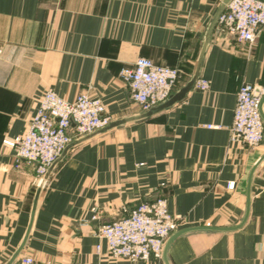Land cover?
<instances>
[{
  "label": "crops",
  "instance_id": "crops-1",
  "mask_svg": "<svg viewBox=\"0 0 264 264\" xmlns=\"http://www.w3.org/2000/svg\"><path fill=\"white\" fill-rule=\"evenodd\" d=\"M221 1L0 0V262L31 222L20 256L37 263L156 264L112 258L98 238L140 201L165 200L179 231L240 225L264 142H232L229 128L240 85L264 87V31L248 46L215 25L198 74L208 89L194 85L167 109L73 145L34 210L35 167L16 160L13 146L47 90L67 102L99 99L111 123L141 115L119 77L138 58L177 69L176 93L194 74ZM249 195L240 228L181 234L167 248L168 264H264V160Z\"/></svg>",
  "mask_w": 264,
  "mask_h": 264
},
{
  "label": "built area",
  "instance_id": "built-area-1",
  "mask_svg": "<svg viewBox=\"0 0 264 264\" xmlns=\"http://www.w3.org/2000/svg\"><path fill=\"white\" fill-rule=\"evenodd\" d=\"M216 27L237 42L252 46L264 31V0H231L218 17ZM180 72L138 58L119 73L127 85L130 100L141 112L164 103L172 94ZM200 91L208 83H195ZM264 87L242 83L236 93L233 120L229 128L232 142L254 147L262 143L264 122L259 113ZM111 123L99 99L86 94L67 102L53 91L41 97L24 135L13 140L16 160L34 165L35 183L39 187L51 166L72 142L102 130ZM44 184V183H43ZM163 199L140 201L126 216L102 225L98 238L105 243L109 256L130 261L154 260L164 264L163 249L168 237L179 229ZM15 264H36L22 257Z\"/></svg>",
  "mask_w": 264,
  "mask_h": 264
},
{
  "label": "water",
  "instance_id": "water-1",
  "mask_svg": "<svg viewBox=\"0 0 264 264\" xmlns=\"http://www.w3.org/2000/svg\"><path fill=\"white\" fill-rule=\"evenodd\" d=\"M230 1L231 0H222L220 6L218 7V9L216 11V13L212 17V19L209 21V23H208V25H207V27H206V29L204 31V34L202 36L201 53L199 55V59H198V62H197L196 69L194 71V74L190 78V80L186 83V85H184L183 87H181L176 93H172L169 96V98L164 103H162L161 105H159V106H157L155 108H152L149 111L144 112L141 115H139L137 117H134L132 119H125V120H121V121H116V122L110 123L109 125H107L102 130H99L96 133H94V135L97 134V133H101L103 131H106L108 129L114 128V127H116L118 125H121L123 123H126V122H130V121H133V120H138V119H143V118L149 117V116H151V115H153V114H155V113H157V112H159L161 110H164V109L169 108L174 103H177L180 100H182L185 97V95L193 88V85H194L196 79L198 78V74H199V69H200V65H201V62H202V58H203L204 52H205L208 44L210 43L212 31H213V29H214V27H215V25L217 23L218 17L221 15V13L225 9L226 5ZM263 106H264V96L261 98L260 105H259V113H260V116H261L262 121L264 122V107ZM89 136H91V135H89ZM89 136H86V137H84V138H82V139H80L78 141H75V142L71 143L70 145H68L66 147V149L63 151V153L61 154L60 158L51 166V168L49 169V171L47 172V174L43 178L40 186L38 187V190H37L36 195H35L33 210H34V207H35V204H36V200H37V197H38V194H39V190L42 187L43 183L46 181V179H47L50 171L52 170V168L62 158V156L64 155V153L66 152V150H68L69 148H71L73 145H75V144H77V143H79L81 141H84ZM263 142H264V135H263ZM263 160H264V155L255 163V165L252 167V169L250 170V172L248 174V179H247V206H246V211H245L243 220L240 223V225L237 226V227H233V228H219V229L217 228L216 229V228H209V227H196V228L184 229V230H181V231H174L168 237V239H167V241H166V243L164 245L163 257H162L164 264H168V262L166 260V251H167V248H168L170 242L175 237H177V236H179L181 234H184L186 232H189V231H197V230L233 231V230H236V229L240 228L245 223V221H246V219L248 217V210H249V200H250L249 192H250V182H251V178H252V175H253L254 170L257 168V166ZM32 214H33V211H32ZM30 226H31V222L29 223V226L27 228V231H26V233L24 235V238H23L22 242L20 243V245L18 246V248L14 251V253L3 264H13L15 262L16 258L18 257V255L20 254V252L22 251V249H23V247L25 245V241L27 239V236H28V233H29V230H30Z\"/></svg>",
  "mask_w": 264,
  "mask_h": 264
},
{
  "label": "rangeland",
  "instance_id": "rangeland-1",
  "mask_svg": "<svg viewBox=\"0 0 264 264\" xmlns=\"http://www.w3.org/2000/svg\"><path fill=\"white\" fill-rule=\"evenodd\" d=\"M229 37V36H228ZM246 45V44H245ZM156 65V64H155ZM158 66H160V65H158ZM200 80H203V79H200V78H197L196 79V81H195V83L196 82H198V81H200ZM207 82V81H206ZM195 83H194V85H195ZM193 85V86H194ZM262 87V86H261ZM264 107V106H263ZM144 113V112H143ZM177 231H179V230H177ZM167 241V240H166ZM24 258V257H26V258H30V257H27V256H20V254L18 255V257L16 258V260H15V262L18 260V259H20V258ZM111 257V256H110ZM113 258V257H112ZM30 259H32V258H30ZM117 259H120V258H117ZM125 260H127V259H125ZM151 260V259H150ZM32 261H34L36 264H45V263H37L34 259H32ZM128 261H130V260H128ZM149 261V260H148ZM15 262L13 263V264H15ZM131 262H136V261H131ZM144 262H147V261H144ZM3 263H5V262H3V261H1L0 262V264H3Z\"/></svg>",
  "mask_w": 264,
  "mask_h": 264
}]
</instances>
